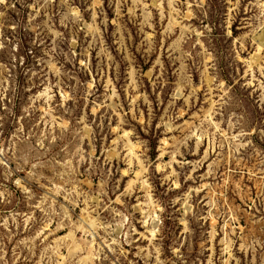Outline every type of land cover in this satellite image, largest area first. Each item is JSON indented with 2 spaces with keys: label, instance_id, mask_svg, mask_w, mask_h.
Listing matches in <instances>:
<instances>
[{
  "label": "rangeland",
  "instance_id": "374dc122",
  "mask_svg": "<svg viewBox=\"0 0 264 264\" xmlns=\"http://www.w3.org/2000/svg\"><path fill=\"white\" fill-rule=\"evenodd\" d=\"M0 264H264V0H0Z\"/></svg>",
  "mask_w": 264,
  "mask_h": 264
},
{
  "label": "bare ground",
  "instance_id": "6f19581e",
  "mask_svg": "<svg viewBox=\"0 0 264 264\" xmlns=\"http://www.w3.org/2000/svg\"><path fill=\"white\" fill-rule=\"evenodd\" d=\"M130 149H131V147H130ZM138 173H136V175H137Z\"/></svg>",
  "mask_w": 264,
  "mask_h": 264
}]
</instances>
